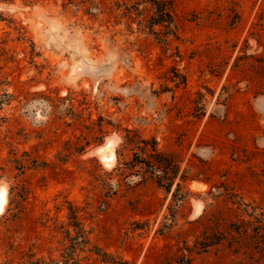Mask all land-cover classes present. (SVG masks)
<instances>
[{
  "label": "rangeland",
  "instance_id": "rangeland-1",
  "mask_svg": "<svg viewBox=\"0 0 264 264\" xmlns=\"http://www.w3.org/2000/svg\"><path fill=\"white\" fill-rule=\"evenodd\" d=\"M169 1L0 0V264H264V0Z\"/></svg>",
  "mask_w": 264,
  "mask_h": 264
},
{
  "label": "trees",
  "instance_id": "trees-1",
  "mask_svg": "<svg viewBox=\"0 0 264 264\" xmlns=\"http://www.w3.org/2000/svg\"><path fill=\"white\" fill-rule=\"evenodd\" d=\"M143 2H144L143 4L150 5L153 9V12H154V18L152 19L153 27L167 24L170 30L174 28L173 8L169 0H143ZM258 25L262 29H264V9H262V11L260 12ZM168 35L169 36L174 35L173 30H171V32H169ZM126 132L128 134L126 135V137L123 138V144L128 145L129 149L135 150L137 152L136 154L137 157L133 161V164L131 167V176L138 175L140 174V171H141L140 165L142 164V161H141L140 152L142 151L141 146L143 142L138 132H134L130 130H127ZM146 145L148 146V148H151V151L153 152V154H156L157 152L156 145L152 146L148 142H146ZM171 159L172 158H167V162H166L168 164L166 175L167 177H169L167 178L169 184L166 187V189H169V190L171 189V186H173L175 179L177 178L179 174V170H180L177 162ZM157 163L159 162L157 161ZM134 173H137V174H134ZM124 174H126L125 171H123V175ZM183 183H185V176L182 177V180L178 184L180 188L182 187ZM95 254L100 257L102 256V254L98 251L95 252ZM106 256L107 254H104L103 258H105Z\"/></svg>",
  "mask_w": 264,
  "mask_h": 264
},
{
  "label": "bare ground",
  "instance_id": "bare-ground-1",
  "mask_svg": "<svg viewBox=\"0 0 264 264\" xmlns=\"http://www.w3.org/2000/svg\"><path fill=\"white\" fill-rule=\"evenodd\" d=\"M113 155H114V153H113ZM6 194L7 193L3 189L0 190V211H1V209L5 208L6 196H7Z\"/></svg>",
  "mask_w": 264,
  "mask_h": 264
}]
</instances>
